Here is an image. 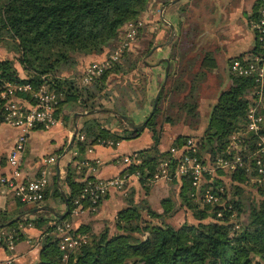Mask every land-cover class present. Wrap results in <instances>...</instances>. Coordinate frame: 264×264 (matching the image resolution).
<instances>
[{
    "label": "trees",
    "instance_id": "obj_1",
    "mask_svg": "<svg viewBox=\"0 0 264 264\" xmlns=\"http://www.w3.org/2000/svg\"><path fill=\"white\" fill-rule=\"evenodd\" d=\"M152 1L165 5L171 0H0V37L11 39V48L19 53L20 63L28 73L27 77H21L11 59L0 58V93L7 82L29 83L34 88L48 84L62 95L55 112L57 117H60L62 107L71 102L78 103L84 111H88L78 129V133L85 134V139L81 140L78 136L75 138L76 155L73 161H84L86 150L97 143L112 140L115 145L121 140L136 139L143 134L145 128H149L152 132V145L135 152L140 162L127 165L123 173L139 172L140 184L148 193L151 186L147 182L153 177L160 161L169 160L170 179L179 184L180 206L192 209L195 218V221H186L176 227L165 220L166 216H173L178 209L172 201L164 199L165 210L162 213L153 209L146 199L143 202L132 200L116 213L114 232L108 226L99 233L92 232L90 224L79 226L75 232L89 234L88 240L64 259L57 226L73 214L77 207L76 200L81 196L87 180L94 178L83 176L85 174L80 173L83 170H79L77 164L71 161L64 177L58 180L57 174L53 176V191L50 193L48 187L45 193V200L50 194L61 197L67 206L64 215H55L50 210H45L52 216L40 215L29 220L19 214L7 217L0 210V229L8 227L13 230L16 242L26 238L21 225L30 224L42 230L40 251L33 264H264V200L253 201L247 221L238 228H235L236 223L233 221L237 213L244 212L242 195L245 189L242 183H249L251 176L256 178L253 184L258 196L264 197V170L259 171L255 158V153L260 149L259 134H264V130L256 133L248 129L247 114L254 103L251 94L253 77L238 76L230 72L232 84L221 91L204 131L195 137L198 144L196 155L203 161H207L206 155L213 162L220 156L230 157L236 154L242 155L246 160L243 166L233 172L219 169L213 177L205 175L207 181L201 186V190L204 192L209 188L219 197L216 202H205L202 198L197 201L198 190L190 175L175 174L177 159L171 155L170 150H158L163 129L156 120L161 113L160 102L165 92L169 93L171 90L169 84L174 77L172 63L157 107L154 109L153 104L144 126L131 127L126 121L129 127L122 132L106 127L98 117L92 115L99 110L102 113L111 112L121 120H124L123 116H128L133 121L127 105L118 104L115 98L113 107L99 105L96 100L99 95L106 93L104 91L111 74L128 72L123 64L124 61L129 63V57H126L128 50L122 56L123 61L115 63L88 85L79 83L74 77L55 74L60 69L75 68L84 56L102 54L107 47H113V42L122 38V28L137 21ZM254 8L256 11L258 2ZM261 51L256 39L251 50L235 56L230 63L235 58H244L248 54L253 56ZM205 60L212 61L213 58L208 54ZM206 62L203 61L202 69L199 70L201 77L206 76L205 68L216 65ZM130 67L132 70L136 69L137 60L131 62ZM195 79L190 82L189 88L182 86L184 82L179 84L182 88L174 83L173 86L175 85L179 95L183 94L180 108L188 115L200 118L199 84L195 83ZM130 89L133 94L125 89L122 94L126 95L128 101L137 93L133 87ZM19 96L29 101L33 98L32 93H22ZM3 102L4 100H0V105ZM173 120V117L167 118L168 122L173 123ZM3 122L4 114L0 110V124ZM198 124L199 120L192 127L196 128ZM238 133L240 136L237 148L232 143L233 136ZM191 137L192 134H180L172 146L182 149ZM223 172L232 175L230 194L225 186L221 188L224 182L218 173ZM129 186L127 184L126 191ZM223 198L228 199L222 204ZM16 199L19 204H24ZM83 203L85 207L89 206L87 201Z\"/></svg>",
    "mask_w": 264,
    "mask_h": 264
},
{
    "label": "crops",
    "instance_id": "obj_2",
    "mask_svg": "<svg viewBox=\"0 0 264 264\" xmlns=\"http://www.w3.org/2000/svg\"><path fill=\"white\" fill-rule=\"evenodd\" d=\"M212 1H216V15L211 14L210 16H207V18H203L204 25L201 28L203 30V27L206 26L207 28L205 32L207 34H212V43L215 45L213 48L214 51H212V53H209L207 52V50H202L201 48L199 54H197L199 55L197 59L201 57V63L203 64V61L206 62V55L209 54L212 56L213 60H207L206 63H208L209 65H213L216 63L215 66H212L214 67V70L215 67H217V69L222 67V70L225 69L226 72L228 71L230 73V60L239 54L251 50L255 44L256 37L254 32H252L247 24V18L254 12L255 3L258 2V0H250L248 2H243V0ZM176 3L177 4L175 6H173V4L175 3L168 5L164 10L165 18L175 25V35L173 39H171L170 34L168 42L155 46L151 52L154 57H157L156 55H158V63L160 62V65H157L158 63L154 64L155 66L152 65L151 70L154 73L155 71H158L157 69L159 67L161 68V65L163 64L166 68V77L171 63L170 59L167 56L168 49H171V47H173V42L176 41V39L182 32H187V25L184 24L186 20L184 15L185 13H183V11L180 9L186 6L188 0H179ZM221 6H223V8ZM190 10L191 9H189V11ZM240 19H243L244 22L240 23ZM194 27H197L196 22ZM202 32H204V30ZM157 48L164 49L163 52H160L164 53L162 56H159L160 53L156 50ZM109 53L110 50H107L102 54L88 55L80 58V62H85L83 71L87 63L91 61L103 60L106 58V56H108ZM226 72H224L225 76ZM220 82L221 88L216 93L213 101H210L208 97H204L201 101H199V104H201L199 111L201 113L203 111L202 105L206 104V106L209 108L208 111L210 114L213 105L218 100V97L225 86V82H223L222 80ZM226 82L230 83L231 85L232 78L229 77L228 79L227 77ZM101 113L102 112H99L98 110L92 116L98 117ZM87 114L88 113L86 112L72 109L71 111H67L62 107L59 121L55 126L49 129H34L29 135L26 149L23 153V156L21 157L20 164L23 176L25 178L27 176H33L37 171H39V169L47 165L45 163L48 158L54 157L55 161L52 163H48V165L46 166L50 170L49 190L51 193L53 191V176L60 173V178L64 177L67 165L71 161H73V158L76 155V150L74 147L76 139L74 140L71 147L69 146L73 140V137L75 136L76 130H78L82 126L83 119ZM207 123L208 117L206 122L203 123L200 128L204 130ZM170 124H166L163 128V138L161 140V144L158 146V150L160 152L168 151L170 147L167 148L166 146L168 144L172 146L173 141L178 135L194 134L193 132L197 133L198 131L196 129H200H192L187 125H184V128H182L181 130L180 127ZM18 133L19 130L16 127L6 122L0 124V177L4 175H10L12 173V166L9 163L8 156L16 141ZM145 135L146 134L143 133V135L136 139L121 140L113 146L97 143L89 147L84 154V160H87L89 164L81 169L83 170L82 173L85 174L83 176H92L94 178H111L121 175L123 173V170L127 167V164L123 159L125 156L133 155L135 154V152H138L152 145V136L148 135L146 137ZM76 137L77 135L75 136V138ZM76 163L78 162L76 161ZM162 180L163 179L159 181ZM164 181H169V178L165 179ZM129 185V189L127 191L115 189L111 190L110 193L102 200L96 210L92 211L88 207L81 209L77 208L75 211H73V214H71L66 220L70 221L69 223L73 229H77L82 224H90L93 226V228H97L96 225H98L100 222H105L104 220L109 217L114 220L116 218V213L120 209L129 205L130 199L131 201H138L137 195L140 194L141 189L139 179L136 177L133 178L129 182ZM178 186L179 185H177V187ZM134 189H136L135 191H137L136 195L131 193L132 191H134ZM154 189H156V187H154ZM126 192H129L131 196H126ZM50 196L54 198V204L57 207L53 208L55 212L51 210L49 212H53L55 215H64L67 211L65 202L61 199L60 196H56L54 194H50ZM44 205H47V203L44 202V204L41 205L19 204L18 200L10 190H8L4 186H0V210H2L4 212V215H6L7 217H12L15 214L24 215L29 220L35 219L40 215L51 217L52 214L46 213L45 211L49 209H40V207ZM72 224L75 226H72ZM21 231L25 234L26 238L22 241L16 242L14 248L16 250L14 252L11 251L12 254L10 253L11 255L7 256L15 258L16 262L21 261L23 257L28 256L30 257L29 259L31 260V262H34L38 257V253L40 251V236L42 230L35 227L34 225L29 224L22 225ZM18 263L27 264V262Z\"/></svg>",
    "mask_w": 264,
    "mask_h": 264
},
{
    "label": "rangeland",
    "instance_id": "obj_3",
    "mask_svg": "<svg viewBox=\"0 0 264 264\" xmlns=\"http://www.w3.org/2000/svg\"><path fill=\"white\" fill-rule=\"evenodd\" d=\"M232 1H236V0H232ZM248 1L250 0H243V2H248ZM176 4L177 3L173 4V6H175ZM215 5H216V1H212V0H188V3L186 4V6L180 9L183 11V13H185L184 15H185L186 20L184 24L187 25V32H182L180 36L176 39V41L173 42V45H172L173 47H171V49H168L167 56L170 59L171 63L173 64L172 65L170 63V66L171 65L173 66L172 72L174 73V77H173L172 82L169 84V89H171L170 92L168 93V91H166L162 101L160 102L161 113L157 117L156 121H157L158 126L159 125L162 126V129L164 128L166 124L171 123L167 121L168 117L174 118L173 120L174 122L171 123L170 125H176L180 127V129L182 130V128H184V125H187L188 127L192 129H195L192 127V125H194L195 121L197 120H199V124H198V127L196 128H200V126L206 122L207 117L209 116V111H208L209 108L206 106V104L202 105V110H203L202 113L199 111L200 118L194 117L193 115H188L187 112L183 108L181 109L180 103L183 101V96H182L183 94L179 95L177 93L176 91L177 89H175V85H179L181 82H184L182 86L184 88L186 87L189 88L190 82L196 78L195 83L199 84V88H198L199 101H201L202 98L204 97L205 98L208 97L210 101L211 100L213 101L216 93L221 88L220 87L221 80L225 82L224 88L230 85V83L226 82L227 77L228 79L229 77H231L230 73L228 71L226 72L225 69L222 70L221 69L222 67L219 69L215 67V70H214V67H212L211 69L205 68L204 70L206 74L205 77H201V75L198 74L199 70L202 69L201 57L197 59L199 56L197 54H199V51L201 50V48L202 50H207V52L209 53H212V51H214L213 48L215 45L212 43V34H207L205 32L207 28L206 26L203 27L204 32H202L203 30L201 27L204 25L203 18L205 19L207 18V16H210L211 14L216 15ZM162 6L163 5H161L160 3L153 2V1L150 2L147 9L142 13L141 17L137 20V21H141V25L138 28V36L136 40L134 41L132 48L128 50L129 54L126 55V57H129V63L128 62L126 63L125 61L123 63L128 72L111 74L107 82L106 91H104L106 93H103L102 96L99 95L97 99L95 98L99 105L102 104L107 107L114 106L115 104V101L113 100L114 98L115 100H117L118 104L127 105V108L129 109L128 111L129 116L134 122H136L137 125H141L145 122L146 117L148 116V114L153 108L154 99L159 89L162 86H165V84L167 83L166 68L164 67L163 64L161 65V68L159 67L157 69L158 71H155L153 73V71L151 70V66L158 63V59H157L158 55H156L157 57H154L151 54L153 48L159 44L168 42L170 38V34H171V29L169 25L162 20V15H161ZM221 7L223 8V6ZM189 9L191 10L189 11ZM240 21H241L240 23L244 22L243 19H240ZM195 22L198 28L194 27ZM123 29L124 28H122V31ZM120 41L121 39L114 41L112 44L113 47H109V48L107 47L105 51L115 50L120 44ZM11 46H12V41L10 38L0 37V58L11 59L14 63L15 68L18 71V74L21 77H27L28 73L23 68L22 64L20 63L19 53H17L14 49H12ZM156 50L160 53V52H163L164 49L157 48ZM112 51H110V53ZM163 54L164 53H160L159 56H162ZM136 60H137L138 67L132 70L130 67V64L131 62L136 61ZM121 61H123V58L120 59V62ZM84 64L85 62L81 61L78 64V66H76L75 68L60 69L56 71L55 74H57L58 76H62V77H74L78 80L79 83L83 84L82 83V76H83L82 72L84 73L83 71ZM157 65H160V62ZM170 69L171 68L169 67V70ZM223 71L226 72L227 77L225 76V73ZM173 83L175 84L174 86H173ZM129 84H132V86H129ZM172 86L174 87L175 90L172 88ZM179 86L181 87V85ZM131 87H133V89H135V93L136 91L137 93L135 94L134 97H131L132 100L129 99L128 101V99L126 98V95H122V94H123L124 89L127 92L133 94L130 89ZM185 106L186 104L184 103V107ZM200 106L201 104H199V108H198L199 110H200ZM63 108L66 109L67 111L68 110L71 111L72 109V110H78L81 112L88 113V111H84L85 109L78 103H73V102L66 103L63 106ZM98 119L106 127L117 130L119 132H122V130L129 127L126 121L121 120L120 117L115 116L111 112L99 114ZM194 126H197V124ZM196 130H198L197 133L193 132L194 134H192L194 138L196 136H199V134H202L201 132L204 131L202 128L196 129ZM143 133L146 134L145 135L146 137L148 135L152 136V132L149 128H145ZM234 136H233V139H234ZM162 138L163 136L161 137V140ZM160 144H161V141H160ZM166 147L167 148L171 147V145L168 144ZM205 158L207 159V161L210 162L209 155H206ZM74 163H76V161ZM218 175H219V178L222 179L224 182L221 185V188H224L225 186L227 190H230L231 185H232L231 183L233 182L231 173L223 172L221 174L218 173ZM250 178L251 179L249 180V183H242L245 189V192L242 195L244 212H242L241 214L237 213V216L234 217L233 221L236 223L235 228H238L242 223H245L247 221V217H248V214L250 213L251 208L253 207L254 200L260 201V202H263L264 200V197L258 196L255 190L256 186L253 184V182L254 180H256V178L254 176H251ZM164 180L165 179H163L162 181H159V180L152 181L151 180L147 182V184L151 186L148 193H146V189L143 186H140L141 187L140 194L137 195L138 201L143 202L144 201L143 199H146L148 200L147 202L151 205L153 209H155L158 212H162V213H164V210H165L164 205H163L164 199L165 200L167 199L175 203V205L177 206L176 208H178L177 211L171 217L166 216L165 220L166 222H170L176 227H179L186 221H193V220L195 221L192 209H187L186 206L184 207L180 206L181 196L179 197L178 195L179 186L177 187V185L179 184H176L171 179H169V181H164ZM154 187H156V189H154ZM135 190L136 189H134V191H132L131 193L136 195L137 191ZM228 193L230 194L231 190L228 191ZM127 195H129L128 197L131 196L129 192H126V196ZM198 198L200 197L197 196V201H199ZM227 199L228 198H223V200L221 201L222 204ZM44 202L47 203V205L49 204L51 208L57 207L54 204V198L52 196H50L47 199V201L44 200ZM44 202H42L41 204H44ZM146 217L148 216L146 215ZM104 221L105 222H100L98 225H96L97 228H93V226L90 225L92 228V231L94 233H99L106 226H108L111 228V231L114 232L115 227H116L115 219L113 220L109 217L105 219ZM67 222L69 223L70 221H67ZM72 226H75V225L72 224ZM4 229H6V231L11 232V233L14 232L8 227H4ZM16 241L17 239H15V245H16ZM14 248L10 249V247L8 246L6 242L4 241L0 242V252H1L0 264H4L7 258H11L7 255H11L12 254L11 251L14 252L16 250ZM29 258L30 257L25 256L21 259V261H18V262H21V263L27 262V264H33V262H31ZM11 259H13V264H19L18 262H16L15 258H11Z\"/></svg>",
    "mask_w": 264,
    "mask_h": 264
},
{
    "label": "built area",
    "instance_id": "obj_4",
    "mask_svg": "<svg viewBox=\"0 0 264 264\" xmlns=\"http://www.w3.org/2000/svg\"><path fill=\"white\" fill-rule=\"evenodd\" d=\"M249 28L254 32L259 41L262 51L256 55H246L244 58H235L229 65L231 73L238 76L253 77L254 86L252 89L253 105L250 107L248 117V129L260 133L264 130V0H258V8L247 18ZM141 21H134L127 24L122 31V38L118 47L109 55L100 61H91L86 65L82 76L83 84H91L97 77L101 76L107 69L119 62L125 51L132 48L134 41L138 36V28ZM22 93H32L31 101L21 98ZM0 100H4L0 105L3 111L5 122L16 127L19 130L16 141L10 150L8 159L12 166V173L0 177V186L10 190L16 198L24 204H41L45 200V193L50 184V170L48 163L55 161L54 157L46 160V166L42 167L33 176H23L21 169V157L26 149L30 133L41 126L49 129L55 126L59 117L55 112L62 95L51 89L48 84H42L34 88L31 84L7 82L3 91L0 93ZM79 139L84 140L85 134H76ZM240 133L233 139V145L238 148V138ZM103 145H114L112 140H108ZM258 145L260 149L255 153L259 171L264 170V134H259ZM171 155L177 159L175 174L178 176L190 175L193 185L197 188V196L205 202H216L219 200L213 192L206 188L203 192L201 186L207 181L206 174L215 176L217 170H227L233 172L238 167L245 164L242 155L220 156L215 161H203L196 155L198 144L194 137H191L182 149L171 146ZM127 165L139 163L137 155H127L124 158ZM89 162L84 160L77 163L81 170ZM139 172L130 174L123 173L111 178H91L87 180L81 196L76 200L77 208H85L83 201H87L88 208L96 210L101 201L110 193L111 190H125L127 184L133 179H139ZM170 179L169 160L160 161L156 172L149 180L157 181L161 179ZM22 228V225L20 226ZM67 221L57 226V232L60 239V248L64 253V259L68 258L70 253L83 243L87 242L88 235L85 233H76ZM6 242L10 249L15 246V233L0 229V242ZM4 264H13V259L7 258Z\"/></svg>",
    "mask_w": 264,
    "mask_h": 264
},
{
    "label": "water",
    "instance_id": "obj_5",
    "mask_svg": "<svg viewBox=\"0 0 264 264\" xmlns=\"http://www.w3.org/2000/svg\"><path fill=\"white\" fill-rule=\"evenodd\" d=\"M177 1H179V0H171V1L168 2L167 4L163 5V6H162V9H161L162 20H163L164 22H167V23L169 24L170 28H171V39H173V37H174V35H175V25H174L171 21H169V20H167V19L165 18V16H164V10L166 9V7H167L168 5L173 4V3H176ZM163 89H164V87L162 86V87L160 88V90L158 91L157 95H156L155 102H154V109L157 107V104H158V102H159L160 95H161ZM122 118H123L125 121H127V122L130 124L131 127H142V126H144V124L137 125V124H135V122L130 121L128 116H123ZM77 132H78V130H76V132H75V136H76ZM75 136L73 137V140H72V142L70 143V146H69V147H71V145L73 144V142H74V140H75ZM58 179H60V173H58ZM40 209H49V210H51V211H54V209L51 208V207L48 206V205H44V206L40 207ZM54 212H55V211H54Z\"/></svg>",
    "mask_w": 264,
    "mask_h": 264
}]
</instances>
